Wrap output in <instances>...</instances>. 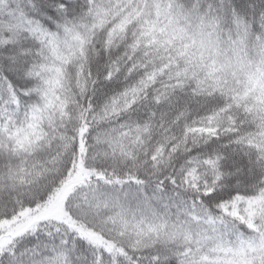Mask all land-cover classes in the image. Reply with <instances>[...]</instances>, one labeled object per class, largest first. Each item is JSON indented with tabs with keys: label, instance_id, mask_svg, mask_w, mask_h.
<instances>
[{
	"label": "snow or ice",
	"instance_id": "obj_1",
	"mask_svg": "<svg viewBox=\"0 0 264 264\" xmlns=\"http://www.w3.org/2000/svg\"><path fill=\"white\" fill-rule=\"evenodd\" d=\"M0 264H264V0H0Z\"/></svg>",
	"mask_w": 264,
	"mask_h": 264
}]
</instances>
